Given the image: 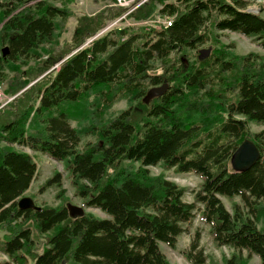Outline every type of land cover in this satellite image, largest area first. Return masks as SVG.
Segmentation results:
<instances>
[{"label":"trees","instance_id":"obj_1","mask_svg":"<svg viewBox=\"0 0 264 264\" xmlns=\"http://www.w3.org/2000/svg\"><path fill=\"white\" fill-rule=\"evenodd\" d=\"M74 2L0 0V83L17 94L0 109V250L13 264H170L159 243L175 248L199 212L215 246L232 252L209 259L195 232L182 251L190 264H248L249 253L264 264V127L251 133L248 126L264 123V53H234L207 28L253 37L264 49V17L245 10V0H147L124 16L166 15L168 25L113 27L94 37L126 10L107 5L78 17L70 42L57 48ZM210 41L193 58L179 55ZM159 83L165 89L141 103ZM127 96L137 103L103 119L106 107ZM82 134L96 139L80 148ZM245 138L260 157L236 171L229 161ZM16 146L63 161L82 203L107 217L64 204L19 205L36 162ZM157 164L200 176L191 202L175 182L150 174ZM59 176L46 185H59ZM236 195L242 206L227 210L220 196ZM27 221L45 234L40 252Z\"/></svg>","mask_w":264,"mask_h":264},{"label":"rangeland","instance_id":"obj_2","mask_svg":"<svg viewBox=\"0 0 264 264\" xmlns=\"http://www.w3.org/2000/svg\"><path fill=\"white\" fill-rule=\"evenodd\" d=\"M126 3L120 5V7H125L126 10L123 11L121 17L116 18L114 20H110L106 23L104 27L94 36L98 37L100 35H104L108 30L112 29L113 27H123V26H131L133 29L138 28L140 26L148 27L150 25L154 27H160L162 24L166 22L170 17L166 15L155 14L153 19L150 20H140L135 21L131 18L125 17L124 15L127 14L131 7L138 6L144 1L147 0H125ZM245 10L258 14L264 17V0H245ZM113 0H75L74 3L70 4V9L72 11L71 15L66 18L64 23L63 31L60 34H56L57 37V44L55 46L57 48H63L66 46L67 43L70 42L71 34L73 32L74 26L78 17L83 14H93L99 10H102L103 7L107 5H112ZM56 5H60L59 2H56ZM122 18V19H120ZM206 27V26H205ZM211 33V36H216L219 43L228 46L229 50L233 51L234 53L243 55L249 52H259L264 53V49L260 47L257 42L253 39V37L245 36L239 32L231 31V30H217L211 26L207 27ZM55 40V38H54ZM54 42V41H53ZM85 45V44H84ZM213 46V42H207L200 45L196 50L189 49L186 52H180L179 55H183L186 59L193 58L196 54H198V50L202 48ZM59 64V63H58ZM59 66V65H58ZM57 64L54 67H58ZM23 66L22 68H25ZM4 71L6 72V76H11L7 66L3 67ZM32 84V83H30ZM29 84V85H30ZM28 85V86H29ZM164 83H159L158 85H153L148 88L147 93L141 97L140 102L143 104H148L152 101V98L157 96V90L161 88ZM6 83L5 81L0 83V88L3 91V95L0 97V109H3L7 106V104L14 101L17 94L10 95L5 92ZM93 97L90 94L87 97V101H89ZM143 99V102H142ZM137 103L136 100H132L131 97H119L117 100L112 102L108 108L103 112V119H109L116 116L120 111L128 107V105ZM66 104V103H65ZM61 106L63 108L65 106ZM103 108V104L100 105ZM93 108V107H91ZM100 108V109H101ZM92 111V110H91ZM101 115V116H102ZM98 119V117H96ZM83 122L85 123L86 120L84 119ZM89 123V122H88ZM87 124V122H86ZM85 124V125H86ZM70 126H78L77 120H72L70 122ZM249 132L254 133L261 130L264 127V123L259 122H248ZM78 126L77 128H80ZM83 135V134H82ZM96 136L92 134L83 135L81 138V143L79 147L81 148L87 140L95 141ZM27 152H29L34 161L36 162V173L34 178L32 179L28 189L23 192V194L17 199V202L21 198H29L34 206H56L59 204H64L66 206H80L83 209V212H90L93 213L97 217H107V214L101 211L98 208L87 206L82 203V199L76 194V189L71 182L70 174L67 168L64 166L63 161H59L53 159L46 153L40 151H33L28 147H21ZM138 163H134L136 166ZM230 167H232L231 162L229 161ZM151 175L163 174L164 177L172 182H175L178 186L184 189L183 192V200L186 202H191L193 199V192L197 190L200 186L202 179L197 174L192 172H178L174 167H162L161 165L157 164L154 166L148 167ZM55 173H59L60 184L58 185L56 182L47 184V180L51 178ZM63 189V192L58 197L59 192ZM220 199L227 210L231 211L233 203H238L242 206V200L240 196L236 195L232 198H227L220 196ZM260 222V221H259ZM25 225H31L32 229V238L34 239V250L40 252L46 241L45 234H39L37 231H34L31 222L27 221ZM209 225L202 221L199 217V212H196L194 217L192 218L191 222L186 225V230L182 232L176 240L175 248H170L167 244L160 242L159 247L160 250L165 254L170 264H190L189 261L184 257L182 251L189 248L190 241L194 237L195 232L199 233V245L203 249L205 254H208L209 259H213V261H221L223 255L227 256L229 252H232L230 248L225 246L217 247L215 243L212 241L211 235L209 233ZM3 234V231H0V235ZM244 255L248 253L246 250H242ZM249 261L248 264H260V260L257 255L254 253H249ZM207 261V260H206ZM13 264L12 261L9 260L8 256L0 250V264ZM207 263V262H206ZM203 263V264H206Z\"/></svg>","mask_w":264,"mask_h":264},{"label":"water","instance_id":"obj_3","mask_svg":"<svg viewBox=\"0 0 264 264\" xmlns=\"http://www.w3.org/2000/svg\"><path fill=\"white\" fill-rule=\"evenodd\" d=\"M166 83L159 88L157 94L164 90ZM260 157V150L256 146L253 140L249 138L243 139L235 148L233 154L231 155L230 162L232 168L236 171L244 170L252 166ZM18 204L21 206H31L33 205L32 201L29 198H21L18 201ZM72 213H82L83 209L80 206H68Z\"/></svg>","mask_w":264,"mask_h":264},{"label":"built area","instance_id":"obj_4","mask_svg":"<svg viewBox=\"0 0 264 264\" xmlns=\"http://www.w3.org/2000/svg\"><path fill=\"white\" fill-rule=\"evenodd\" d=\"M125 3H126L125 0H114V1H113V5H118V6L123 5V4H125ZM133 8H134V6L131 7L128 11L132 10ZM164 25H168V20H166V22L164 23ZM92 39H93V37L89 38L88 41H87V43H88L90 40H92ZM2 95H3V91H2V89L0 88V97H1Z\"/></svg>","mask_w":264,"mask_h":264},{"label":"bare ground","instance_id":"obj_5","mask_svg":"<svg viewBox=\"0 0 264 264\" xmlns=\"http://www.w3.org/2000/svg\"><path fill=\"white\" fill-rule=\"evenodd\" d=\"M168 24H169V21H168ZM94 38V37H93Z\"/></svg>","mask_w":264,"mask_h":264}]
</instances>
